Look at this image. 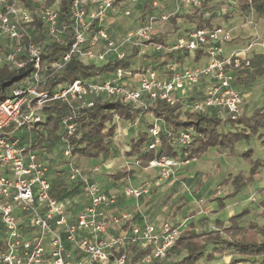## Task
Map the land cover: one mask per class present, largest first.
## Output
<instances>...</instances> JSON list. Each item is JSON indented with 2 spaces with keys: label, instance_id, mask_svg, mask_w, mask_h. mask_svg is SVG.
Returning a JSON list of instances; mask_svg holds the SVG:
<instances>
[{
  "label": "built area",
  "instance_id": "built-area-1",
  "mask_svg": "<svg viewBox=\"0 0 264 264\" xmlns=\"http://www.w3.org/2000/svg\"><path fill=\"white\" fill-rule=\"evenodd\" d=\"M45 1L0 0V66L15 70L29 64L31 67L26 81L0 101V264H98L111 257L115 264H126L125 248L129 245L146 251L135 264L163 260L181 235V224H132L128 231L107 235L112 222H130L132 214L109 216L106 209L115 204L116 197L105 193L98 182L81 177L79 187L88 203L72 213L65 200L51 194L48 167L32 148V137L22 141L18 134H32L30 128L45 122L39 109L50 100H60L71 109L61 120L63 137L76 132L77 110L92 106L99 97L120 100L141 113L156 102L179 103L188 112L213 115L214 111L217 117L237 120L243 111L244 97L234 86L235 72L249 67V58L241 57V53L249 51L256 42H250L242 51L225 54L224 45L231 41L232 33L220 24L195 27L163 42L151 41L152 35H157L156 23L167 21L171 14L200 8L209 0H174V11L160 14L158 0H151L152 11L145 15V22L118 40L111 37L104 21L125 0H73L69 10L73 34L70 50L59 62L47 65L42 62L45 45L49 39L61 41L65 26L58 22L59 0L48 6ZM122 13L130 15L128 9ZM34 14L44 23L46 39L41 43L33 40ZM204 14L208 17V10ZM260 46L264 47V42ZM134 48L136 57L156 60V65L164 63L152 69L142 62L139 71L118 69L105 81L75 80L51 92L43 89L52 73L60 70L72 54L83 62H102L111 56L122 59L128 49L130 53ZM138 115L133 125L138 124ZM120 120L118 115L113 116L115 125ZM162 129L170 135L161 120L153 117L149 128L152 139L146 149L160 148ZM191 141L189 132L175 134L173 143L183 149L180 155L157 157L148 161L145 168H157L159 180L170 177L179 167L197 160L189 151ZM69 153L66 144L64 154ZM134 163L138 165L140 161ZM78 175V168L70 164L68 177L75 180ZM122 192L139 197L148 192V187L125 184Z\"/></svg>",
  "mask_w": 264,
  "mask_h": 264
},
{
  "label": "trees",
  "instance_id": "trees-1",
  "mask_svg": "<svg viewBox=\"0 0 264 264\" xmlns=\"http://www.w3.org/2000/svg\"><path fill=\"white\" fill-rule=\"evenodd\" d=\"M54 0H46L45 6H48ZM73 0H59L58 3V22L65 26L64 35L61 41L48 40L42 53V62L51 64L59 62L65 53L70 50L72 31L70 24V6ZM26 7L35 11L30 4L24 2ZM207 10V2L200 8H195L185 15L189 22L196 25L197 28L210 26V20L205 18L204 12ZM235 12L239 15L255 14L264 17V0H237ZM177 15L170 16V21L174 24ZM195 17V18H194ZM193 18V19H192ZM33 40L41 43L46 39L44 32V23L34 14L32 22ZM175 26L174 30L175 31ZM165 33L152 35L151 41L163 42ZM136 48L122 59H116L113 56L106 61L93 62L81 61L76 55H71L70 59L64 66L53 72L44 90L51 92L57 86L69 85L75 80H100L105 81L111 78L118 69L129 70L134 73L139 69H131L132 60L136 58ZM171 55H166L168 58ZM186 56V55H184ZM248 68H243L235 72V86L250 85L257 78L264 76V55L254 54L250 58ZM164 62L159 63L160 67ZM143 64V63H142ZM157 69L156 60L146 61L144 67ZM31 67L30 64L15 70L8 66H0V101L10 94L13 88L26 81ZM40 112L45 117V122L39 123L30 128L32 136V148L35 151L49 150L54 146H61L63 149L67 144L70 147L68 159L73 157H84L88 159H106L115 157L119 154L117 144L114 141L115 124L113 116L118 115L123 120H129L131 123L139 114V110L132 108L129 104L120 100L96 98L92 106L81 107L77 110L75 120L77 129L70 136H64L61 120L64 116L71 113L69 106L60 100H50L40 107ZM144 115H150L152 121L148 123L145 131L138 132V139L133 141L128 151V157L147 163L157 157H177L181 150L178 145L173 143L175 134L186 131L192 135L189 151L191 155L198 158L209 148H217L221 151L233 153L235 143L239 141H249L251 137H258L264 143V105L255 109L249 115H240L237 120L231 121L214 115L200 112H188L179 103L169 105L164 102L150 104L148 109L143 111ZM153 117L158 118L163 123L164 129L170 132L167 135L162 129L160 132V148L155 150L146 149L147 144L151 141L152 136L149 128L153 124ZM144 118H139L142 122ZM251 151L243 154L245 160L250 164V171L247 177L239 172L235 180L232 181V193L230 196L239 192L248 182L254 179L260 167H264V160L258 159L256 162L250 158ZM69 165L67 161L58 169V175L51 181V194L61 200L75 194L78 190L79 179L69 180ZM56 173V168H51ZM53 173V175H54ZM54 175V176H55ZM127 175L126 168L120 172L113 173L111 178L120 180ZM232 177L230 176L228 181ZM261 207L260 216L264 218V193L259 202ZM222 207V204L220 205ZM244 210L239 214L229 216V226L222 227L220 221H216L218 230H208L195 232L191 228H186L174 245L169 248L167 256H178L183 253L180 259H175L170 264H203L202 261H212L217 255L230 253L232 258L228 262L214 264H240L252 259L256 263L258 258L264 257V226H258L250 222L242 225ZM148 251V250H147ZM146 253L140 251L134 258L133 262Z\"/></svg>",
  "mask_w": 264,
  "mask_h": 264
},
{
  "label": "crops",
  "instance_id": "crops-1",
  "mask_svg": "<svg viewBox=\"0 0 264 264\" xmlns=\"http://www.w3.org/2000/svg\"><path fill=\"white\" fill-rule=\"evenodd\" d=\"M222 0H209L207 2V10L209 12V16L205 18H208L210 20V26L213 24L221 23L220 25L225 26L228 29H231L232 33V39L231 41L227 42L224 45V53L228 54L232 51H242L250 42H256V45H254L249 51L246 53H241V57H248L250 58L254 54H263L264 55V47L260 46V42H264V17H259L255 14H249V15H239L238 13L235 12V5L237 0H231L230 4H226V6H223L220 4ZM151 0H125L120 6H117V9L113 13H108V15L105 18L104 25L108 32L110 33L111 37L112 36V31L114 27V21L116 20V15L117 14H122L123 9H128L129 7L132 6L134 9L132 11H135L136 15L134 16V19L130 23L133 28L139 26L140 20H137V17H142L144 13H151L152 8H151ZM159 3V14L160 13H171L174 11V0H158ZM130 11V10H129ZM206 11V10H205ZM191 12V11H190ZM189 12H178L177 14H171L170 16L177 15L175 19H178L180 16H184L188 14ZM213 13V14H212ZM212 14V15H211ZM220 16L219 20L217 23L214 21V16ZM146 16H144L145 18ZM170 18V17H169ZM195 18V17H194ZM222 18V19H221ZM193 19V18H192ZM145 19H143V22ZM113 24V25H112ZM166 22H158L155 25V32L157 35L165 33V38L167 37H173L176 34L183 33L184 31L190 30L195 27H186L182 31L175 30L174 32L171 31V34H169L170 31L167 30L166 27ZM193 26V24H192ZM262 33V35H261ZM123 34H120L118 36V39L121 38ZM117 39V40H118ZM192 61L187 62L188 64H191ZM204 62V61H203ZM202 63V61L198 62ZM261 77L257 78L254 82H252L250 85H237L235 86L236 89H238L244 97V104H243V111L246 113L244 115H249L251 114L255 109L260 108L261 103L258 104V97L256 96L254 89L258 88V90L264 92V85L258 84ZM261 82V81H260ZM258 84V86L254 85ZM103 99H107L106 97H103ZM257 104V105H256ZM245 108V110H244ZM251 112L248 113L247 112ZM222 113V110L220 111ZM212 114L216 116L215 112L213 111ZM139 118H146V116L150 115H144V113L139 112ZM151 118V117H150ZM152 119V118H151ZM150 122V119L148 120ZM152 121V120H151ZM139 123V122H138ZM115 136L114 140L115 143L119 141H124V142H129L130 146L133 143V141H136L138 139V132L140 131H145L146 128L143 129H136V126L131 123L129 120H123L121 119L120 122L115 125ZM134 134H132V131ZM21 140L26 141L32 137V140L34 136L32 134H28L26 131L21 132L18 134ZM57 147L54 146L49 150H41V151H36L39 159L41 161L49 162L48 158H46L45 153L48 152L47 154H52V151H54ZM127 149V148H126ZM129 148L125 151L128 152ZM56 152V151H54ZM65 155V154H64ZM57 156V153H56ZM52 157V156H50ZM77 156L73 157V161ZM122 157V161H118L119 158ZM80 159H85L89 163V165L93 166V170L97 171L96 175H99L96 177V182H98L102 188V190L110 195H114L116 197V202L114 205L110 206L109 208L106 209L108 212L109 216L114 217L118 216L122 212H128L132 214V220L129 221H120L117 224H114L113 222L110 225V228L107 230V235H118L121 234L125 231L129 230V226L132 224L142 226L145 223H152L155 226H158L161 222L163 221H169L172 224H181V230L182 232L186 229L185 225V218L184 216L191 212V210L196 207V203L199 202L201 199L199 196L195 197L187 190V192L184 195H179L178 192H181L182 188L185 187L184 183L182 182L180 176H173V179L168 183V186H163L161 189L157 186L158 182L156 181V175L157 174V168H145L146 163H140L138 165L139 168H137L134 163V161H137L135 159L125 157L124 155H117L115 157H109L106 159H88L84 157H78V159H75L77 161H74V163L77 165L78 163L80 164ZM46 164V163H45ZM78 164V165H79ZM48 167V178L49 181H51L54 177H56L55 173L50 170L53 166H58V158L50 160V164H46ZM60 165V164H59ZM115 165H119L118 168H113L116 167ZM127 166L124 167V166ZM190 164H188L189 166ZM187 166V167H188ZM80 169H82L81 165H79ZM186 165L179 167L176 171L177 174L181 175L180 173H185V177L193 178L194 174L193 172H189L187 169ZM113 168V169H112ZM126 168L127 170V175L120 179V180H114L111 178V175L116 172H120L122 169ZM53 169V168H52ZM57 171L59 168H56ZM181 170V171H180ZM180 171V172H179ZM54 173V175H53ZM193 173V174H192ZM142 174L145 175V177H149V183H148V192L146 194H143L139 197H133V196H125L123 195L122 189L125 184H129L132 187H138V182L140 179H138ZM58 175V173H57ZM151 177L153 179H151ZM181 180V181H180ZM169 188L170 191L173 193L172 196L174 198V204L176 207L179 205H182L181 209H178L177 212L171 214L172 220H167L169 218L170 214H168V208L166 205H161L156 204L154 199H157L159 195L164 193L165 189ZM191 187V186H189ZM186 188V187H185ZM193 189V188H191ZM168 191V190H167ZM167 193V192H165ZM179 195V196H177ZM183 198L182 201H177L178 198ZM199 197V198H198ZM208 205L212 207V204L209 203L213 199L211 197H208ZM67 204L69 205L71 212L74 213L76 210L81 209L83 206H85L88 201L80 192L79 194H73L72 196L68 197L65 199ZM204 201L201 203L203 204ZM200 204V202H199ZM201 204V205H202ZM200 208V206H199ZM213 209V208H212ZM203 213V210L200 208L197 212L198 215H201ZM218 213H216L217 215ZM203 215V214H202ZM233 214H229L227 216V220L229 216ZM222 219H225L224 216L221 214L220 215ZM187 220V219H186ZM221 222V221H220ZM193 223V222H190ZM223 223H227V221H223ZM224 224L222 227H225ZM191 228V225L189 226ZM188 228V229H189ZM194 229L193 231L199 232L198 228H192ZM208 231V230H205ZM69 249L71 248L68 246ZM126 254H127V262L126 264H135L136 262H133V258L141 251L137 246H127L126 248ZM72 253H75L71 249ZM115 256L117 257L118 254L115 253ZM168 259V258H167ZM114 259L111 257L108 261L105 262H100L98 264H115ZM164 260V259H163ZM163 260H158L155 261L153 264H164ZM166 260V259H165Z\"/></svg>",
  "mask_w": 264,
  "mask_h": 264
},
{
  "label": "rangeland",
  "instance_id": "rangeland-1",
  "mask_svg": "<svg viewBox=\"0 0 264 264\" xmlns=\"http://www.w3.org/2000/svg\"><path fill=\"white\" fill-rule=\"evenodd\" d=\"M231 0H222L220 2L221 5L226 6V4H230ZM134 8L132 6L129 7L130 15H124L123 13L116 15V20L114 21V27L112 31V38L118 39V36L120 34L126 33L128 30L132 29L133 27L130 26L132 20L134 19V16L136 15L135 11H132ZM168 13V12H167ZM213 14V13H212ZM211 14V15H212ZM144 15L141 17H137V20L141 21L144 19ZM220 16L215 15L214 21L217 23ZM222 19V18H221ZM166 22L167 30L170 31L169 34H171V31L174 30H183L186 27H195L196 25L189 22V20L184 17L180 16L178 19L174 20V24L168 19ZM193 24V26H192ZM221 24V23H217ZM113 25V24H112ZM216 25V24H215ZM186 32V31H184ZM262 35V33H261ZM129 50V49H128ZM126 51V54H129V51ZM149 58L145 57H136L132 60L133 66H131V69L135 67V69H141L143 68L142 62H146ZM259 83L260 85H264V76L261 77ZM258 84H254L258 86ZM257 93L256 96L258 99V104L261 103V105H264V92L258 90V88L254 89ZM257 105V104H256ZM245 110V108H244ZM251 113V112H247ZM246 114L244 111H242V114ZM151 122V118L149 116H146V118L139 122L136 126V129L138 130L146 128V126L149 123V120ZM132 134H134L133 130ZM264 139V136L262 137ZM115 141V140H114ZM57 148L52 151V154L45 153L44 156L48 158L49 162H45L46 164H50V160L58 158V166H53L52 168H61L65 162L67 161V164H71L73 167L78 168L79 175L78 179L86 178L89 180H96V177L99 175L97 174V171L93 170V166L89 165L87 160L80 159V164L82 169H80L79 165L75 164V159H78L76 157L73 161V159H68V156L64 155V149L61 146H56ZM117 148L119 151V156L124 155L126 158L128 157V152H125L128 148L130 150V144L129 142L119 141L117 142ZM127 148V149H126ZM248 151H251L250 158L252 161L256 162L258 159L264 160V143L260 141L258 137H251L249 141H239L235 143L234 145V151L233 153H229V151H221L217 148H209L204 154L200 156L195 162L191 163L189 166L186 165L189 172H193L194 177L189 178L185 177V173H180L181 175L177 174L178 171H176L173 175L166 179H158V176L156 175V181L158 182V187L161 189L163 186H168V183L173 179V176H180L182 182L184 183L185 187L182 188L181 192H178L179 195H184L187 190L191 192V194L195 197L199 196L204 202L203 204L199 202L196 203V207H194L191 212L187 213L185 218V228H189L191 225V230H194L192 228H198L199 232L205 231V230H218L221 229V227H218L216 221H221L220 223L223 225V221H227V223L224 224V226H229V221L226 219L229 214H239L244 210H248L246 214H244L241 224L247 225V223L253 222L256 223L258 226H264V218L260 216L261 213V207L259 202L262 199V194L264 193V167H260L258 169L257 175L254 177L253 180L247 183L246 186H244L242 189L239 190V192L232 194L230 196H227L228 194L232 193V187L231 182L235 180L236 175L239 172H242L245 177L248 176L250 171V164L245 160L243 154H248ZM57 153V156H56ZM52 156V157H50ZM132 160V158H131ZM119 162L122 161V157L119 158ZM77 163V161H76ZM60 164V165H59ZM118 168L119 165H115ZM128 166V165H127ZM125 165L124 167L127 168ZM137 168H139L140 165H135ZM112 168V169H113ZM181 171V170H180ZM179 171V172H180ZM60 171H56L55 174H57ZM192 173V174H193ZM69 174V171H68ZM232 177L228 183L226 182L229 177ZM69 178V177H68ZM138 179L140 181L138 182V185L143 187H147L149 183V177H145L144 174H142ZM151 179H153L151 177ZM69 180H71L69 178ZM180 180V181H181ZM73 181V180H72ZM191 186V187H189ZM193 188V189H191ZM168 190V191H167ZM81 192L80 187L78 185V190L75 194H79ZM167 192V193H165ZM74 194V195H75ZM172 192L170 189L166 187L164 193L158 196L157 199H154L156 204L166 205L168 208V214H170L169 218L167 220H172L171 214L177 212L178 209L182 208V205H179L176 207L174 204V198L172 196ZM177 195V196H179ZM198 197V198H199ZM208 197H211L213 199L211 202L212 207L208 205ZM183 198H178L177 201H182ZM202 204V205H201ZM222 204V207L220 205ZM200 208L203 210V213L201 215H198L197 212ZM213 208V209H212ZM216 213H218L216 215ZM203 214V215H202ZM223 215L225 219H222L220 215ZM187 219V220H186ZM169 222V221H168ZM193 222V223H190ZM183 256V253L178 256H166V260L164 259V264H170L175 259H180ZM168 258V259H167ZM232 258V255L230 253H225L223 255H217L216 259L212 261H205L203 260V264H214V263H222V262H228ZM240 264H264V257L258 258L256 263H252V259L249 261L240 263Z\"/></svg>",
  "mask_w": 264,
  "mask_h": 264
}]
</instances>
